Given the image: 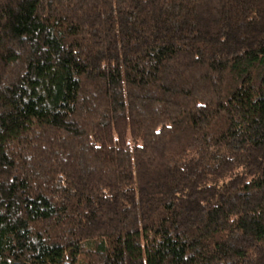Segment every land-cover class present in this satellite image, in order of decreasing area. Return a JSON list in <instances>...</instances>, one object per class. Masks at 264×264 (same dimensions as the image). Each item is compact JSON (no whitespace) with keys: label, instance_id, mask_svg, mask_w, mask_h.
<instances>
[{"label":"trees","instance_id":"trees-1","mask_svg":"<svg viewBox=\"0 0 264 264\" xmlns=\"http://www.w3.org/2000/svg\"><path fill=\"white\" fill-rule=\"evenodd\" d=\"M0 264H264V0H0Z\"/></svg>","mask_w":264,"mask_h":264}]
</instances>
